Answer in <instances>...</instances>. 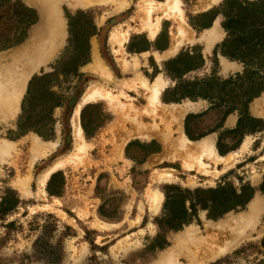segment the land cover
I'll list each match as a JSON object with an SVG mask.
<instances>
[{
	"label": "rangeland",
	"instance_id": "374dc122",
	"mask_svg": "<svg viewBox=\"0 0 264 264\" xmlns=\"http://www.w3.org/2000/svg\"><path fill=\"white\" fill-rule=\"evenodd\" d=\"M111 1L0 0V142L13 143L0 155V264H264V90L244 106L245 86L216 84L245 68L221 53L220 10L257 37L247 66L264 73V0H180L182 22ZM209 7L222 32L206 46ZM156 20L162 38L148 42ZM177 84L210 99L173 102ZM91 88L78 148L71 120Z\"/></svg>",
	"mask_w": 264,
	"mask_h": 264
},
{
	"label": "trees",
	"instance_id": "16d2710c",
	"mask_svg": "<svg viewBox=\"0 0 264 264\" xmlns=\"http://www.w3.org/2000/svg\"><path fill=\"white\" fill-rule=\"evenodd\" d=\"M227 3L229 4L230 2H227ZM243 3L244 5H242V8L243 10L247 12L246 14L247 16L248 14H252L256 11L255 9L258 4H256L255 2H245L244 1L242 2V4ZM219 13L223 17V21L221 24H222L223 29L226 32V37L221 44V53L229 57L230 59L242 61L245 64L244 65L245 68L241 74H237L234 77H230L226 80L216 82V84L221 86V90H224L225 87L228 85L235 86L236 84H238V86L240 87L245 86V89L243 90V92L237 96V98L239 99H241V97H244V99L241 101V104L245 106L252 98L256 97L257 95H259V93H261L264 90V73H262V75H259L258 69L256 67L248 68L249 62L250 61L252 62V58H253L252 55L254 54L255 48L258 46L257 44L259 43V41L256 40L257 37L251 32L250 29H243L244 24H241L243 21V18L236 19L233 15L226 14L223 10L222 11L220 10ZM217 14H218L217 10H213L212 12L201 14L199 16V19H202V18L204 19L208 18V19L206 20L207 22L201 24L200 27H205L209 25L211 20ZM247 16H245L246 21H248ZM233 46H234V49L232 48ZM240 47L241 48L244 47L246 51L249 50L248 51V55L250 57L249 60L247 61L244 60L243 56L246 55V53L242 54L243 52H241ZM82 55H83L82 60L84 61L85 60L84 57H86V52H84ZM178 60H180V57L174 60L173 62L176 63L178 62ZM83 61H80V62H83ZM174 69L177 70L176 67ZM39 80H40L39 78H33L30 81L31 83L29 84L32 87V85H34V83L38 82ZM208 80L209 79L204 80L203 82H196V81L187 82L183 86H191L194 88L195 85H201L202 87L209 86L213 88L214 86L211 85V83H215V82H209ZM183 86H181L180 84L179 85L177 84L173 88L174 89L173 93L178 91L177 89L178 87L181 88V94L179 96H175L174 98H172L173 102H177L178 100H181L183 98L210 99L209 95H207V93L204 91L205 88H202L201 86L198 88L199 90L197 91L182 89ZM168 93L170 92L169 91L164 92L165 95ZM47 96L53 97V93L47 92ZM230 99L233 101V99H235V96H230ZM21 125L22 124H18V127Z\"/></svg>",
	"mask_w": 264,
	"mask_h": 264
},
{
	"label": "bare ground",
	"instance_id": "6f19581e",
	"mask_svg": "<svg viewBox=\"0 0 264 264\" xmlns=\"http://www.w3.org/2000/svg\"><path fill=\"white\" fill-rule=\"evenodd\" d=\"M74 4H72V7L75 5H80V6H85V5H101L104 3H108L111 0H73ZM114 2V10H120L125 7V1L124 0H113L111 3ZM139 6L145 9V15L146 18L150 15L151 12L154 10L161 12V16L166 17V18H172L176 20L177 22H182L184 21L183 14H182V9H181V1L180 0H162L159 2H154V1H148V0H140L139 1ZM70 7V6H69ZM71 8V7H70ZM74 8V7H73ZM158 31V20L155 22L151 23L148 26L147 30V35L151 39L156 35ZM115 33V32H114ZM118 37L117 34H111L110 40L111 42L116 40ZM175 50V45L171 47V49L168 51V53H172ZM93 63L95 65H98V58L96 55H93ZM99 66V65H98ZM159 83L156 81V84L152 86L150 95H149V100L156 101L159 99V93H160V88H159ZM17 90V89H16ZM17 92V91H16ZM99 94V92L95 88H91L86 95L83 96L81 101L77 104V106L74 109L71 124H72V133L75 138V144L80 147V142H81V130L78 124V112L79 109L82 107L83 104L88 102L90 99H93L95 95ZM19 94H12V96L8 97V99L5 102L6 106H11V108H14V103L17 101ZM12 142L11 141H4L0 142V155H7L8 152L12 148ZM39 145V144H38ZM37 146V145H36ZM206 151H210V148H212V143H205L203 146ZM58 166V164H56ZM53 170V167L48 170L41 178V184L44 185V181L48 178L50 172ZM155 198V197H154ZM156 202V201H155ZM262 202V201H261ZM259 200L255 199L252 201L251 204V210H258L260 209L261 203ZM263 205V204H262Z\"/></svg>",
	"mask_w": 264,
	"mask_h": 264
},
{
	"label": "crops",
	"instance_id": "0c3cea01",
	"mask_svg": "<svg viewBox=\"0 0 264 264\" xmlns=\"http://www.w3.org/2000/svg\"><path fill=\"white\" fill-rule=\"evenodd\" d=\"M85 6H88V5H85ZM210 8V7H209ZM208 8V9H209ZM208 9H204L200 14H199V16L201 15V14H203L206 10H208ZM210 10H211V8H210ZM212 11V10H211ZM199 16H197V19L199 18ZM219 15L217 14V15H215L214 16V18L211 20V22L209 23V25H207V26H205V27H199L201 30H203L204 32H203V34L202 35H200V37H199V39H201L202 41H203V43L206 45V46H208L209 45V43L210 42H212V41H216L215 39H217V41L220 39V33L222 32L221 31V29L220 28H218L215 24H216V20H217V17H218ZM143 18H144V21H146V18L143 16ZM147 22V21H146ZM151 23H145V26H146V32H147V30H148V26L150 25ZM159 26V25H158ZM158 30H159V27H158ZM215 32H217V33H215ZM122 35V36H121ZM144 36H143V38H145V39H148V42L150 41L149 39H151V38H149L148 37V35L147 34H143ZM119 36V39H120V37H121V39L122 40H124L123 41V43L126 41V34H120V35H118ZM137 37H139V36H136V35H131L130 37H129V40H131V39H133V38H137ZM162 38V33H160V32H158L157 31V33H156V35L153 37V39L155 40V42H157L159 39H161ZM122 43V44H123ZM216 43V42H215ZM175 45V49H177V44L176 43H172V45H171V47H173ZM171 47L168 49V51L171 49ZM143 50H145V49H143ZM165 49H161V52H163ZM175 51V50H174ZM173 51V52H174ZM138 52V51H137ZM141 52H144V51H141ZM172 52V53H173ZM139 53H140V51H139ZM161 90V89H160ZM92 101V100H91ZM90 100L88 101V102H86L85 104H87V103H89V102H91ZM80 110H81V108L79 109V112H80ZM80 127V126H79ZM80 130H81V128H80ZM81 136H82V134H81ZM213 146V145H212Z\"/></svg>",
	"mask_w": 264,
	"mask_h": 264
}]
</instances>
